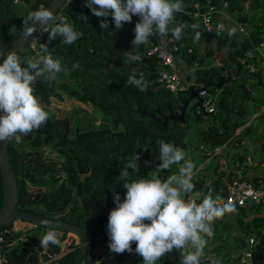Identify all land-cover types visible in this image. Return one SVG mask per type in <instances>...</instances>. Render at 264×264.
Wrapping results in <instances>:
<instances>
[{
	"label": "trees",
	"instance_id": "16d2710c",
	"mask_svg": "<svg viewBox=\"0 0 264 264\" xmlns=\"http://www.w3.org/2000/svg\"><path fill=\"white\" fill-rule=\"evenodd\" d=\"M13 1L0 0V50L4 52L5 56L7 55L11 41L23 27V18L20 20L17 16V11H19L21 6L25 7L24 17H26L29 11L38 9L40 2L43 3V7H46L50 0H16L22 2V4L14 3ZM206 1H209L211 4L226 1L229 13L236 20L245 19L246 28L250 32L249 37L242 38L239 41L238 46L228 54L227 59H221L222 67L230 69L232 76L222 72L226 80L222 83L221 88L217 90L218 94L213 103V114H211L214 116L213 120L217 121V125H209L206 128L196 126V129H194L198 133L199 138L202 141H207L210 149L213 150L234 137L235 131L247 122L249 116L247 110L248 100L260 103L255 108L256 112L259 111L260 105L264 104V81H260L259 85H256V79H254L253 87L257 86L260 88L259 92L262 96L252 98L251 93H244L238 88V85H245V83L243 82V77L240 75L242 69L235 64V58L245 49L256 44L264 34V0H252L247 15H242L239 0ZM206 1L195 0L200 6L199 11L204 10ZM192 2L190 0H183L184 6ZM81 14L87 17L86 21L81 20ZM61 15L69 17L76 24L77 30L82 31L84 35L74 44L65 45L60 43V37L49 40V33L47 31L53 26L52 23L40 32L37 39L38 47L39 43L46 44L48 52L52 57L54 59L58 58L61 61L64 71L58 73L56 79L51 83L44 80L37 81L35 84L36 94L40 97L45 110L48 111L49 102L52 99L61 100L59 92H63L79 103L89 105L107 123L98 128L92 126L76 128V123L74 126H70L67 119H57L54 113L48 111V121L38 130H34L24 136L21 144L17 145L14 141L7 142V155L16 182L17 200L15 208L34 215L64 221L87 230L90 235L87 249L89 251V247L95 244L96 239L107 233L108 215L105 219H102L98 214V211H105L100 201L108 195L111 188H114V191L120 194L121 202L123 201L127 190L119 185L122 183L118 179L119 172L123 167V162L135 152L139 153L140 157L146 152L145 148L147 145L140 140L144 134L148 132V143L156 146L157 149H159L161 140L165 142L175 141V144L181 148H184L190 142L186 139V131L183 127L179 126L178 122L172 123L168 121L162 127L160 123L149 117V114H153L156 118L159 115H166L168 110H177L181 105L179 97L183 99L187 98V92L183 91L177 95H173L168 90L154 83L156 65L153 58L145 57L143 45L131 49V41L134 38L136 23L135 15L132 17L131 22L124 24L119 30L115 29L110 16L105 18L93 15L90 9L85 6V0H69L56 13L57 17ZM105 20L108 23V29L100 27L101 21ZM55 22H58V20ZM179 23H183L182 18H179ZM13 25H15L17 31L10 33L9 28ZM172 26H170V29ZM186 28L191 29L189 25ZM197 31L201 34V41L219 38L223 33L219 35H206L199 27L194 30L193 35H190V44L193 43ZM171 37L170 32L166 39ZM183 38L182 35L178 42ZM223 39L222 37L216 40L215 51L220 50L224 42L222 41ZM188 47L191 48L190 52H187ZM127 51L139 53L142 60L125 63V52ZM175 54L180 55L187 67L194 64L197 56L192 45L185 46L184 48L178 47ZM204 54H206V51H204ZM34 56L36 55L30 54V51L27 49L22 59L26 63ZM3 58L0 57V61ZM111 66H127L129 69L120 73L111 68ZM141 72L145 74V79L148 82V87L144 92L139 91L134 86H128L126 83L129 76L136 75L138 78V74ZM194 74L195 82L199 84L206 83L209 76L213 80H216L219 76L214 68L197 69ZM60 77H65V80L60 79ZM69 83L72 85L70 86ZM248 89L250 91L253 90L249 87ZM239 109H243V112L237 115L235 111ZM143 111L145 113L142 114ZM118 125L122 127L125 134V141L119 138L113 140L117 147H123L122 151L118 153L110 154L108 151H105L103 154H96L94 149L88 146V143L92 142L90 137L84 142L80 141V134L88 131L89 128L102 129L105 126H110L109 129H115ZM201 128L204 129L200 130ZM245 129H251V127ZM27 159L29 161H26ZM106 161L108 162L107 166L104 165ZM96 166L101 168H97ZM89 170V176L94 177V180L89 186L88 193H82L80 196L84 204H71L62 214L58 216L51 215L50 213L59 212L63 209L62 199L59 196L63 197L66 193L67 189L65 185L68 184L69 187L79 191L81 187L80 175ZM152 171H155V169L142 166L139 168V172L133 173L129 179H138L140 177L151 178ZM201 176L204 175L200 174L193 178L194 189L192 192L186 194V198L190 200L199 196L195 200L197 203L202 200L203 197L201 195L208 193L210 189L212 192H217V197H222L225 194V185L233 174L227 173L224 181H221L217 177L212 178L206 185L201 184L202 179L200 178L207 179L208 176ZM27 186L40 187L43 190L42 194L33 202L29 201L26 197ZM99 192H102V194L94 199L92 206L86 205L85 201L93 198ZM258 205L245 209H236V211L243 213L245 210L252 209L256 215L255 210L258 208ZM114 207L115 204H113L111 210ZM217 223V220L213 221L214 226ZM33 227L35 228L34 230L41 228V226ZM250 230L248 229L247 232ZM59 231L65 235L61 245L59 247L49 245L45 248L46 253L56 257L49 264H71L78 250V238L65 231ZM243 232H236L230 235L234 241L233 246L220 252L219 257H216V261L221 260L222 263L227 264L233 263L234 254L242 244L243 238L247 235L245 234L247 233L246 231L245 233ZM223 236L228 241L227 237L229 236L225 235L222 231L217 233L214 238L220 237V239H223ZM27 237L29 238L30 235L27 234ZM30 238L36 242L40 241V239H35V237ZM209 240L210 238H208ZM67 242H70V245L66 247ZM134 244H132V247ZM211 248L212 246L205 248L204 255L208 256L216 250L215 248L213 250ZM127 254L128 252L122 254L114 253V256L102 262L106 264L119 263L125 259ZM8 261L9 263H13L16 260L8 255ZM132 264H142V257L138 255ZM157 264H180V262L176 251L173 250L172 253L162 257Z\"/></svg>",
	"mask_w": 264,
	"mask_h": 264
},
{
	"label": "clouds",
	"instance_id": "9594fccd",
	"mask_svg": "<svg viewBox=\"0 0 264 264\" xmlns=\"http://www.w3.org/2000/svg\"><path fill=\"white\" fill-rule=\"evenodd\" d=\"M85 6L97 17L110 16L117 30L131 22L134 15L139 17L131 49L147 44L153 35L167 38L170 32L178 41L183 29L188 27L180 23L170 29L176 14L184 11L183 0H85ZM81 20L86 21L87 17L81 14ZM50 23L53 26L47 31L49 40L60 37V43L72 45L84 35L69 17H57L50 8L43 6L23 17L20 34L25 40L32 39L38 28L44 29ZM100 27L108 29L106 20L101 21ZM190 27L195 30L199 25L192 24ZM220 27L229 37L240 28L239 25ZM16 31L15 25L9 28L10 33ZM200 39L201 34L197 31L193 42ZM0 57H4L0 61V142L14 141L19 145L24 136L38 130L49 119V112L36 94V82L44 80L51 83L64 69L61 61L54 59L43 43H39V54L26 63L15 50L8 51L6 56L0 50ZM141 60L139 53L125 52V63ZM126 83L141 92L148 87L143 72L138 74V78L136 75L129 76ZM139 159V153L135 152L123 162L119 172L118 179L122 181L119 185L127 191L122 202L120 194L113 192L115 207L110 210L107 220L109 251L132 253V244L135 243L134 251L142 257V264H157L173 250L181 253L180 264H202L208 238L214 235L211 224L225 214L236 212L235 205L231 201L218 204V198H213L211 189L199 203L185 199L186 194L194 189L195 164L186 158L184 149L175 141H160V163L156 174L151 178L130 180L133 173L139 172ZM174 164L180 165L178 174L162 178L161 171L170 170ZM39 244L44 248L49 245L59 247L61 240L55 229H49L40 238ZM216 264H222V261L218 260Z\"/></svg>",
	"mask_w": 264,
	"mask_h": 264
},
{
	"label": "rangeland",
	"instance_id": "374dc122",
	"mask_svg": "<svg viewBox=\"0 0 264 264\" xmlns=\"http://www.w3.org/2000/svg\"><path fill=\"white\" fill-rule=\"evenodd\" d=\"M190 1H193V2L186 4L184 7L185 8L184 10H186L188 12V15L187 14L186 15L181 14V12L177 13L175 16V23L173 24L172 27H174L175 25L178 24L179 18L183 19V24H186L189 26H191L192 24H197L196 20L191 15V13L195 10L192 7V4L195 3V0H190ZM201 1H206V0H201ZM24 13H25V7L21 6L19 11H17L18 19L22 20V18L24 17ZM192 31H194V29L191 28L189 33L192 34ZM184 32H186V28L183 29L182 35L184 38L181 41L178 42L177 40H175L177 47L184 48L185 46L190 45V40L186 36H184ZM202 37H204V36H202ZM222 37L224 38L222 40V41H224L221 45L222 47L220 48L219 51H215L216 50V48H215L216 40H218ZM232 38L233 37H229V36L226 37L224 35H220L219 38H212L210 40L206 39L205 41L209 44V46H207L206 54H204L202 56V58H204V59L201 60L200 66L204 65V66H211V67L216 68L215 67L216 63L222 64L221 59H227L228 54H229L228 50H229V48H232V46H233V42H231V41H233ZM235 39H236V37H235ZM200 51L202 54L205 50H203V51L200 50ZM181 78H182V80L183 79L189 80V79H191V75L181 74ZM60 79L65 80V77H60ZM243 82L245 83L244 86L247 89L249 87V88H252L254 90L255 96L258 95V91L260 90V88H258L257 86L253 87V84H254L253 76H248L247 74L244 76V74H243ZM69 85L71 86L72 84L69 83ZM209 90L212 92V94L209 96L213 99L216 92H217V89L213 88V87H209ZM59 94L61 96V100L52 99L49 102V105L47 107L48 111H50L56 115L57 119H63V118L67 119L70 126H74V124L76 123V128H84L85 126L86 127L92 126V127L98 128L99 126L105 125V123H107L102 119V116L97 111H93L89 105H83V104L79 103L78 101L74 100L73 98H71L70 96L66 95L63 92H59ZM192 105L193 104L190 103L188 105V107L186 108L185 115H184V122L182 124L179 123V126L183 127V129L186 131V139L190 141L186 144V146L183 149L186 153V158L191 159L195 164L193 178H195L197 175L204 174V175L211 176L210 179H212V178H215L212 176L214 173V171H213L214 160H212L210 164H206V163L203 164L204 158L199 157L200 155H202L206 151L208 153V151H210L211 149H210L207 141H202L199 138L198 133L194 129H196V126H202V127L206 128L209 125H211V126L217 125V121L213 120L214 119L213 115H211V114L203 115L202 111L198 107L192 108ZM255 107H258V106L254 104V105L247 107L248 113H249L247 121H249L250 127L252 128V129H248L246 131L247 133L243 134V136H242L243 140L247 141V143H245L247 145L244 144L243 140H239V139H235L236 142L233 143V148L238 149L237 157H238L239 161L243 160L245 155H248V154L254 155V153L256 151H259L261 153V158H262V160H264V147H263V150L261 149V147L259 149V145H260L259 141L261 139H264L263 134H262V131L264 130V123H263L264 121H262V119H261L264 113H262L261 115H259L257 117H252L251 116L252 112L256 111L254 109ZM242 112H243V109H239V110L235 111V113L237 115L241 114ZM96 123H98V124H96ZM109 127L110 126H105V128H102V129L89 128L88 131L80 134V137H79L80 141L84 142L90 137L92 142H89L88 146L92 147L94 149V151L96 152V154H103L105 151H108L110 154L118 153V152L122 151L123 147H121V146L117 147L114 144L113 140L116 138H119L120 140L125 141L124 140L125 134H124L123 129L120 125H118L115 129H109ZM203 129L204 128H201L200 130H203ZM255 132H257V133L259 132V134L261 136L257 137L255 135ZM242 133H243V131H242ZM147 134H148V132L146 134H144V136L140 139L142 143L147 145V147L145 148L146 152L141 155V157L137 161V163L139 165V168L143 166V167H150V168L155 169V171L151 172L152 175H150V176L152 177L158 171L156 169V167L160 163V161L158 159L159 149H157L156 146H152L151 144L148 143V141H147L148 135ZM237 141L239 143H237ZM98 143H99V145H98ZM238 144H240V145H238ZM241 145H243V146H241ZM228 146H229V144H228ZM228 146H227V148H228ZM212 151L213 150H211V152ZM233 152L236 153L237 151L233 150ZM224 153H225V151L222 152V154H224ZM208 156L210 157V154ZM256 157L258 159V156H256ZM29 159H27L26 161H29ZM104 165L107 166L108 162L106 161V164H104ZM179 167H180V165L174 164L171 166L170 170H162L160 175L162 178H166L168 175L178 174ZM97 168H101V167H97ZM114 171H115V169H114ZM89 173H90V170L87 171L86 173H83L80 175V178H81L80 179V181H81L80 186L81 187H80L79 191H76L74 188L69 187L68 184L65 185V188L67 189L66 193L63 195V197L59 196V198L62 199L63 209L60 210L59 212L50 213L51 215L54 214L55 216H58V215L62 214L65 211V209L68 208L71 204H84V202L81 200L80 196L82 193H88L89 186L92 183V181L94 180V177L92 178L91 176H89ZM107 173H109V172L107 171ZM109 175H111V174L109 173ZM201 177H204V176H201ZM200 179H202V181H204L202 184L206 185L207 179L206 180L204 178H200ZM42 191L43 190L40 187L27 186L26 197L29 199V201L33 202L35 199H37L42 194ZM113 192H114V188H111L109 190L108 195H106L100 201V203L102 204V207L105 209L104 212L98 211V214L100 215V217L102 219L106 218V216L108 215V213L110 212V210L114 204ZM115 192H117V191H115ZM100 194H102V192H99L97 195L93 196V198H90L87 201H85L86 205L92 206L94 199L96 197H98ZM205 194H207V193H205ZM212 194L216 195L217 192L213 191ZM185 199L190 200V199L186 198V196H185ZM218 219H223V220L220 221V220L216 219L218 221V223L215 226L213 225V223L211 224V228L213 230L214 235L208 241V243H211V244H207L206 248H210L212 246L211 249L213 250V248H215L216 250L214 252H212L210 255H208V256L206 255L207 257L205 260H207L206 261L207 264H216V259L219 257L220 252L224 251L226 248H231L233 246L234 241L229 234H230V231H232L233 227L236 224L237 225L239 224L240 229L245 228V226H247L245 224L247 221L245 222L242 218H240V220L237 221V219H239V218H237L235 216V214H233V213L225 214L223 217L218 218ZM231 221H232V223L234 221V223H235V225L233 224L234 226L232 225ZM249 222H252L254 227H256V228L258 227V229H259L258 231H261L262 228H264V217L255 216V218L249 220ZM10 224L11 225H8L7 227H9V228L10 227H16V228L23 227L25 229L26 227L35 226V225H31L29 223H24V222H20V221H16V220L11 222ZM45 230H46V228L41 227L38 230H35L36 232H31L30 230H28L27 232L30 235V237H33V238L35 237V239H37V238L40 239L45 234ZM221 231L225 235L229 236V237H227L228 241L224 239L225 236L222 237L223 239H220V237L214 238L216 236V234L221 232ZM243 233H245V232H243ZM61 235L65 238L64 234L61 233ZM73 239L75 240V238H73ZM31 241L35 245H37L39 243V242H36L32 239H31ZM108 242H109L108 236L106 233L103 236L96 239L95 244H93V246L89 247L88 253L91 254V253H93V251H96L94 253V255L103 260L105 250L107 252H110L108 249ZM102 245H103V247H102ZM104 248H105V250H104ZM24 255L27 257L29 263L33 262V260H31V259H35V261H37L36 260V255H37L36 252L25 251ZM219 261H221V260H219ZM80 264H84V259L81 260ZM222 264H227V263H222Z\"/></svg>",
	"mask_w": 264,
	"mask_h": 264
},
{
	"label": "built area",
	"instance_id": "2783aa9c",
	"mask_svg": "<svg viewBox=\"0 0 264 264\" xmlns=\"http://www.w3.org/2000/svg\"><path fill=\"white\" fill-rule=\"evenodd\" d=\"M252 0H239V7L242 15H247L250 10ZM14 3L22 2L13 1ZM43 3L38 4V8L41 7ZM195 9L191 15L196 20L200 29L206 35H219L223 32L220 25L225 26H236L239 25L235 37L242 39L249 37L250 32L246 28V22L244 20H236L231 16L227 10L228 4L226 1H221L217 4H211L206 1L204 4V10L199 11V4L195 2L192 4ZM184 14L188 15V12L184 10ZM139 17L135 16L136 22ZM264 23V20H263ZM243 29L242 31L240 29ZM40 34V33H39ZM39 34L35 36L26 47L32 55L39 54V47L37 44V39ZM239 40V41H240ZM145 57H151L156 65L155 68V79L154 83L160 85L162 88L168 90L173 95H177L180 92L186 91L187 87L192 86L195 88H201L203 84L195 82L193 79H183L181 78V73L177 70V65L175 62V53L177 52V45L171 43L166 44L162 41L154 38L151 39L147 44L143 45ZM235 64L239 66L242 71L247 74H258L260 79L264 80V34L261 39L254 44L252 47L245 49L235 58ZM217 68L223 73L231 75L229 69L223 68L222 64H218ZM206 91L199 90L197 92V97L200 99V106L206 114H213V103L217 97L218 92H216L214 98L212 99ZM249 121H247L244 126H247ZM98 124V123H96ZM222 146L216 147L213 151L220 150ZM212 151V152H213ZM217 197V196H216ZM217 203L223 204L231 201L236 209H245L254 205H258L264 202V182L253 183L245 178H243L239 171H235L231 179L225 185V194L222 197H217ZM22 228L6 227L0 229V264H16L9 263L8 261V251L12 249H18L21 251L31 250L36 252L38 257H40L46 263H49L55 259L54 256L49 255L45 251L40 250L37 245H35L31 239L25 234H21ZM49 229L45 230V233ZM59 239L62 237L60 231L55 230ZM70 245L68 242L67 246ZM85 256L84 264H106L103 260H108L111 255L105 254L103 260L95 256L93 253H88ZM205 259V258H204ZM232 264H264V244H258L254 237H247L243 240L242 245L238 247L234 256Z\"/></svg>",
	"mask_w": 264,
	"mask_h": 264
},
{
	"label": "crops",
	"instance_id": "0c3cea01",
	"mask_svg": "<svg viewBox=\"0 0 264 264\" xmlns=\"http://www.w3.org/2000/svg\"><path fill=\"white\" fill-rule=\"evenodd\" d=\"M181 14H184V13H181ZM231 16L233 17L232 14H231ZM189 31H190V29H187L186 28V32H184V36H186L188 39H189L190 35H193V32H194V31H192V34H190ZM222 35L228 37L226 31H223V34ZM232 37H233L232 38L233 41H231V42H233V46H232V48H229V50H228L229 52L228 53H230L235 47L238 46V43H239V40H240V39H238V37H236V39H235V35L232 36ZM150 38L151 39L156 38V39L162 41V43H169V44L173 43V44L177 45L176 44V41H175V39H173V37L166 39V38H159L157 35H153ZM190 45H192V47H194V49H195V51L197 53V56H196V59H195L194 64L192 66H190V67H187L185 65V62L182 60V58L180 57L179 54H176L175 55V62H176V65H177V70L181 74L191 75V79L195 80V74H194V72L197 69H209V68L213 69L214 67L204 66V65L200 66L201 60L204 59V58H202V56L204 55V52L201 54V51L200 50H202V51L205 50L206 51L207 50V46H209V44L206 41L199 40V42H196V43L193 42ZM187 46H189V45H187ZM190 51H191V48L188 47L187 48V52H190ZM218 64H220V63H216L215 64V67L216 68H214V69L217 71V73L220 76V75H222V71L217 68V65ZM230 72H231V76H232V71L230 70ZM243 74H244V76L246 75L243 71H241V73H240L241 77H243ZM216 80H213L212 79V82L215 83ZM260 81H262V80H260ZM245 89L247 90L248 93H251L252 97H261L262 96L259 91H258V95L255 96L254 90L249 91L246 87H245ZM254 104L258 106V104H260V103L254 102V101H251V100H248L247 107H249L251 105H254ZM262 113H264V104L260 105L259 111L258 112H256V111L253 112L251 116L252 117H257V116L261 115ZM261 119H262V121H264V114H263V116H262ZM247 126L250 127V124L248 123ZM247 126H244L243 125L242 126L243 128L242 127L238 128L235 131V133H234V137L228 139V141H226L223 144V147L220 150L213 151V152H211V150H210V151H208V153L206 151L205 153H203L202 155L199 156L200 158H204V161H203L204 163L203 164H205V163L206 164H210L211 161L214 160V164H213V171H214V173L212 175L213 177H217L221 181H224L225 180V175L227 173L233 174L235 171H239L240 175L243 178H245V179H247V180H249V181H251L253 183H255V182H258V183L264 182V160H262V158H261V153L259 151H256L254 153V155H249V154L248 155H245L244 159L239 161L238 160V157H237L238 149L233 148V143L236 142L235 139L243 140L242 136H243V134H246L247 133L246 131L248 129H245V128H248ZM242 131H243V133H242ZM262 134H263V138H264V130L262 131ZM255 135L257 137L258 136H261L259 134V132L258 133L255 132ZM243 142H244V144L247 143V141H245V140H243ZM259 142H260L259 149L261 147V149L263 150V147H264V139H261ZM237 143H239V142L237 141ZM228 144H229V146H228ZM238 145H240V144H238ZM245 145H247V144H245ZM227 146H228V148H227ZM241 146H243V145H241ZM233 150H235L237 152L235 153V152H233ZM224 151H225V153L222 154V152H224ZM209 154H210V157L208 156ZM256 156H258V159H257ZM205 176L206 175H204V177ZM207 176H208L207 180L205 179L206 180V184L208 183L209 179L211 178V176H209V175H207ZM203 182L204 181H202L201 184ZM204 195H205V193L202 194L201 197H203ZM216 196L217 195L213 194V198H215ZM198 198H199V196L196 197V198H194L193 200H196ZM255 211H257L256 212L257 213L256 215L254 214V212L252 211V209L245 210V211H243V213H239L238 211L234 212L233 214H235V216L237 218H239V219H237V221L240 220V218H242L245 222L247 221L245 223L247 226H245V228L240 229L239 228V224L238 225L237 224L235 225L234 221H233V223L231 221L232 225L234 224L235 226L233 225L234 227H233L232 231H230V234L229 235H231L232 233H236V232H242L243 230H244V232L245 231L247 232L248 229H251L249 232L246 233L247 235H246V237L243 238V240L245 238H247V237H254L256 239V241H257L258 244H260V245L261 244H264V228H262L261 231H258V228L254 227L252 222H249V220L255 218V216L264 217V202L260 203L258 205V208ZM217 220L222 221L223 219H218L217 218ZM20 228L23 229L20 233L21 234H24V235L25 234L26 235L28 234V232H27L28 230H30L31 232H36L34 230V227L33 226L32 227H26L25 229L23 227H20ZM243 240H242V243H243ZM63 241H64V237L62 236L61 237V242H63ZM67 244H68V242L66 243V247H67ZM37 247L40 250L46 252V249L44 247L43 248H40V244L39 243L37 244ZM102 247H103V245H102ZM104 250H105V248H104ZM26 251H31V250H26ZM24 252L25 251H21V250H18V249H12V250L8 251V255H9V257H11V258H13V259L16 260L15 262H13V263H16V264H49L50 263V262L49 263H46L45 261H43L37 255H36V260L37 261H35V259H33V262L32 263H29L27 257L24 255ZM105 254L114 256V253L113 252H107L106 250H105L104 255ZM204 258L206 259V255L203 257V259ZM205 259L202 261V264H205L206 263L207 260H205ZM121 263H122V260L119 263L117 262L115 264H121Z\"/></svg>",
	"mask_w": 264,
	"mask_h": 264
},
{
	"label": "water",
	"instance_id": "95a60500",
	"mask_svg": "<svg viewBox=\"0 0 264 264\" xmlns=\"http://www.w3.org/2000/svg\"><path fill=\"white\" fill-rule=\"evenodd\" d=\"M69 0H50L49 3L45 8H50L54 14L56 13L64 6ZM44 29L39 30L37 29L36 32L33 33V37L37 36L40 32H42ZM19 33L13 38L11 41L8 51L15 50L21 57H23L26 47L28 46L29 42L33 39L29 37L28 40H25L23 35ZM114 70L118 72H123L124 70H128L129 68L127 66H111ZM253 78L256 79V85H259L260 77L258 74L253 75ZM225 77L223 75L218 76L215 83L212 82L211 76L208 77L206 83L201 86V88H195L192 86L187 87V98L181 100V105L179 108L175 111L168 110V113L166 115H159L158 117H154L153 114H149V117L156 122L160 123L162 127L165 126V124L168 121H171L172 123L178 122L182 124L184 122V115L186 108L190 103H192V108L198 107L203 115H206L205 112H203L201 106H200V99L197 97V92L199 90L206 91L208 93H211L209 90V87H213L216 89H220L223 82H225ZM238 88L243 91L244 93L247 92L245 87L243 85H238ZM145 113V111L142 112V114ZM0 181H1V204H0V229L6 228L11 222L13 221H20L24 223H29L31 225L35 226H41V227H47L52 228L55 230H61L65 231L66 233H70L75 235L78 238V250L76 255L74 256L71 264H80L81 260L86 256L87 257V249L90 242V235L89 232L85 229H82L76 225H72L69 223H66L64 221H60L53 218L43 217L39 215H34L25 211H20L15 208L16 200H17V194H16V182L14 174L11 170L9 161H8V155H7V142H0ZM135 244L133 245V252L128 253L125 257V259L122 261L121 264H132L138 254L135 253ZM177 253L178 260L180 262L181 259V253L177 250H175ZM205 256V255H204Z\"/></svg>",
	"mask_w": 264,
	"mask_h": 264
},
{
	"label": "flooded vegetation",
	"instance_id": "af4514ba",
	"mask_svg": "<svg viewBox=\"0 0 264 264\" xmlns=\"http://www.w3.org/2000/svg\"><path fill=\"white\" fill-rule=\"evenodd\" d=\"M181 100H183V98H182V97H181V98L179 97V101H180V102H181ZM170 111H171V110H170ZM167 113H168V112H167Z\"/></svg>",
	"mask_w": 264,
	"mask_h": 264
}]
</instances>
